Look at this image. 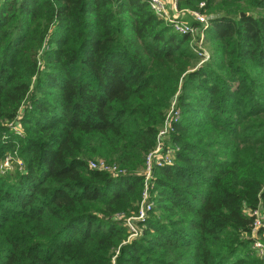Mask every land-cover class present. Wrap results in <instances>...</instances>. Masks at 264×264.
<instances>
[{"label": "trees", "instance_id": "16d2710c", "mask_svg": "<svg viewBox=\"0 0 264 264\" xmlns=\"http://www.w3.org/2000/svg\"><path fill=\"white\" fill-rule=\"evenodd\" d=\"M178 6L207 14V60L146 0H0V163L24 165L0 174V264H264V0Z\"/></svg>", "mask_w": 264, "mask_h": 264}, {"label": "built area", "instance_id": "2783aa9c", "mask_svg": "<svg viewBox=\"0 0 264 264\" xmlns=\"http://www.w3.org/2000/svg\"><path fill=\"white\" fill-rule=\"evenodd\" d=\"M155 13L166 20L168 24H171L175 31L181 34H191L194 36V45L196 50L201 52L204 55V60L209 58V54L204 47L205 40V28L209 24V19L207 14L193 10L187 9L193 16L194 19L198 22H201L203 27H196L190 21L183 19L179 16H172L170 14L169 8L167 6L166 0H146ZM178 1L174 0L173 9L178 10ZM205 2L200 3V7H204ZM183 10V9H182ZM184 11V10H183ZM183 11H180L183 12ZM176 99L173 101L170 111L168 112L164 124L159 131L157 138V144L155 149L148 154L146 159V166L143 171L145 176L143 197L140 202L139 212L134 216L127 217L126 225L129 226L131 231V236L138 235V227L135 224L138 220H144L149 215V212L153 209V201L151 200V188L153 187L152 178L153 171L156 166H163L170 164L174 161L175 152L174 149L167 145L166 140H168L169 135L175 130L176 123L179 122L181 118V111L177 108ZM17 160H13V156H6L3 161L0 163L1 169H8L11 167L12 163L15 162L17 168L22 169L23 162L17 157ZM90 167L99 171H106L113 174L121 173V169L115 165L110 164L103 159H96L90 161ZM255 220H254V235L256 236V241L254 242V248L257 250L259 256L264 260V243L260 240L257 235V231L261 228H264V210L259 208L254 211Z\"/></svg>", "mask_w": 264, "mask_h": 264}, {"label": "rangeland", "instance_id": "374dc122", "mask_svg": "<svg viewBox=\"0 0 264 264\" xmlns=\"http://www.w3.org/2000/svg\"><path fill=\"white\" fill-rule=\"evenodd\" d=\"M205 2V1H204ZM206 49V51H207V48H205ZM208 52V51H207ZM209 54V53H208ZM176 105H177V103H176ZM9 125H10V127H12L14 130H16V131H21V126H20V124L19 123H17V122H11V123H9ZM11 153L12 152H9V153H7L5 156H4V158L6 157V156H10L11 155ZM14 153H16V152H14ZM12 156V155H11ZM3 158V159H4ZM20 158V157H19ZM3 159H2V161H3ZM18 158H17V156H14V161L15 160H17ZM20 160H22L21 158H20ZM92 160H94V159H92ZM1 161V162H2ZM22 162H23V160H22ZM24 166V165H23ZM23 168V167H22ZM14 170H19V168H17V166H15V162L14 163H12V165H11V167L10 168H8V169H1L0 168V174H5V173H8V172H10V171H14ZM151 195H152V191H151ZM133 216H134V214H133ZM122 218H127V217H130V216H127V215H123V216H121ZM129 227V226H128ZM138 229H140L139 227H138ZM132 238H135V236L134 237H132Z\"/></svg>", "mask_w": 264, "mask_h": 264}, {"label": "crops", "instance_id": "0c3cea01", "mask_svg": "<svg viewBox=\"0 0 264 264\" xmlns=\"http://www.w3.org/2000/svg\"><path fill=\"white\" fill-rule=\"evenodd\" d=\"M167 1V6H168V8H169V11H170V14L172 15V16H179V17H181V18H183V19H186V20H188L189 21V18L191 17L192 19H194V16L189 12V11H187V9L188 8H179V6H178V10H174L173 9V6H174V0H166ZM184 11H183V10ZM180 11H183V12H181L180 13Z\"/></svg>", "mask_w": 264, "mask_h": 264}]
</instances>
